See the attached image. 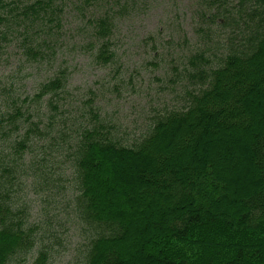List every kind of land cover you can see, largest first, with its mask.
Instances as JSON below:
<instances>
[{"label":"trees","instance_id":"1","mask_svg":"<svg viewBox=\"0 0 264 264\" xmlns=\"http://www.w3.org/2000/svg\"><path fill=\"white\" fill-rule=\"evenodd\" d=\"M138 1L0 0V51L46 69L33 94L0 95V264H49L70 224L88 235L78 264H264V0H194L184 104L128 145L94 91L70 99L58 48L71 27L96 65L115 63Z\"/></svg>","mask_w":264,"mask_h":264},{"label":"rangeland","instance_id":"2","mask_svg":"<svg viewBox=\"0 0 264 264\" xmlns=\"http://www.w3.org/2000/svg\"><path fill=\"white\" fill-rule=\"evenodd\" d=\"M138 2L133 12H125L117 19L113 42L119 57L115 63L104 67L96 65L79 50L75 42L77 33L71 27L66 28V42L61 45L65 52L58 48V54H64L65 65L71 72L70 99L76 102L80 97H88V89L94 91V105L99 108L102 120L113 123L123 143L128 145L147 131L152 116L157 112L184 104V95L191 86L186 80H181L183 77L178 73L198 42L193 31L194 0ZM70 18L74 19L68 16V20ZM45 72L44 67L27 60L15 43L1 50L2 102L11 103L16 97L33 94L45 78ZM78 110L83 112L82 107ZM65 169L67 164H62L60 174ZM64 183L70 186L71 181L66 179ZM29 196L34 200L37 198L36 195ZM34 205L39 203L35 201ZM69 226V230L58 233L59 239L54 244L55 256L49 264L79 263L81 248H84L88 235L74 224ZM247 239L242 240L251 242L254 237L249 235ZM203 252L207 253H203L201 258L206 260L210 250Z\"/></svg>","mask_w":264,"mask_h":264}]
</instances>
